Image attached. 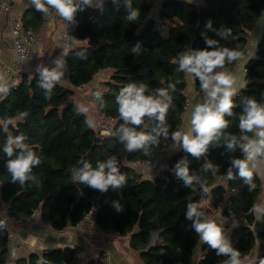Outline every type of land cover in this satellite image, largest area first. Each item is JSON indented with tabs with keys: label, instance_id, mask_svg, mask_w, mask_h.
Returning <instances> with one entry per match:
<instances>
[{
	"label": "trees",
	"instance_id": "1",
	"mask_svg": "<svg viewBox=\"0 0 264 264\" xmlns=\"http://www.w3.org/2000/svg\"><path fill=\"white\" fill-rule=\"evenodd\" d=\"M164 0L159 8V20L150 13L152 0H131L132 7L140 10V17L129 22L126 15L129 6L126 0H106L100 5H84L76 0L83 10L77 11L70 21L69 43L75 46L65 60L70 83L80 89L93 81L102 70L113 71L103 92L102 100H96L99 115L113 121L112 134L103 135L89 127L87 115L77 112V105L70 100L73 92L55 84L52 98L45 99V90L39 87L40 75L25 76L20 86L12 89L6 100L0 103V213L6 210L9 220L25 222L40 211L42 219L54 229L61 230L83 220L91 212L96 213V221L102 229L113 230L121 235L139 231L142 241L139 250L153 264H191L194 250L200 245V238L191 228L192 220L186 219L189 203L202 204L212 198L215 209L220 210L227 226L246 218L245 224L232 229L225 238L243 259L250 256L261 242V253L255 264L264 259V213L261 214L262 228L252 229L256 222L255 214L249 210L257 202L263 190L260 176L253 172L254 191L236 175L234 180H225L234 158H243L237 148L228 150L223 140L219 145H210L207 153L200 158L192 157L183 148L172 155L169 168L154 180L144 179L133 164L138 162H157L168 147V138L159 137L160 143L151 146V155L142 150L128 152L119 141L117 130L123 123L116 103L121 88L129 83L146 84L149 91L167 88L176 83L171 92V106L166 122L170 132L177 130L186 106L187 75L177 72L174 63L178 54L184 51L208 47L205 36L219 41L221 47L237 49L242 52L249 40L250 32L264 14V0ZM45 18L42 13L32 9L23 18L26 29L38 32ZM212 21V29L205 27ZM170 21L168 32L162 24ZM221 26L231 28L232 35L227 39L217 36L214 30ZM75 40V43H73ZM140 45L139 54L132 51ZM211 50V49H209ZM83 52L86 58H80ZM229 64L225 65V68ZM247 84L234 98L237 107L234 116L225 117L230 121L226 133L239 137V115L242 101L255 98L264 102V35L257 47L256 57L246 66ZM194 77V76H193ZM195 78V77H194ZM195 88L200 89L195 78ZM21 113H27L22 119ZM8 132L13 136L23 134L27 143L38 156L41 164L33 168L32 174L38 184L27 181L23 186L11 182L7 172V156L3 152ZM158 121L148 120L146 132L155 135L152 129ZM248 135L251 136V133ZM117 158L120 172L126 176L125 185L101 193L71 179L68 171L81 158L90 161L93 167L97 161L109 156ZM187 157L190 174L195 173L198 181L192 188L185 187L183 179L176 176V163ZM211 163L218 170L203 171L205 163ZM207 183H204V181ZM225 181L227 188L221 183ZM208 188V192L204 189ZM229 194V195H228ZM121 210L117 211L115 204ZM202 210V208H201ZM203 211V210H202ZM2 216V214H1ZM3 218V217H2ZM0 230V264L9 259L10 230L6 225ZM224 233V227H221ZM157 232L154 244L152 233ZM207 244V243H206ZM208 245V244H207ZM212 248L200 264H220L229 257L216 255ZM79 249L56 250L42 257L33 254L17 264H76Z\"/></svg>",
	"mask_w": 264,
	"mask_h": 264
},
{
	"label": "clouds",
	"instance_id": "2",
	"mask_svg": "<svg viewBox=\"0 0 264 264\" xmlns=\"http://www.w3.org/2000/svg\"><path fill=\"white\" fill-rule=\"evenodd\" d=\"M29 3L46 19L57 15L64 21H73L78 9L83 10L76 0H29ZM82 3L91 5L92 0H82ZM126 3L129 6L126 19L134 22L140 17V10L131 6V0H126ZM205 27L212 29V21H207ZM214 31L222 39L232 35L231 28L224 26ZM205 43L208 47L180 52L174 61L178 64L176 71L198 79L203 92V102L195 104L191 110L190 126L187 129L181 128L170 132V126L166 122L172 101L170 93L176 90V83L179 81L170 82L167 88H157L152 91H149L146 84L129 83L121 88L116 97L118 112L123 121L117 130V135L128 152L142 150L146 156L151 155V146L159 145V137L163 136L167 139L171 136L174 144L182 145L187 153L197 159L207 153L210 145H219L223 140L228 150L235 151L239 148L243 158H234L226 177L222 179L234 180L238 175L245 184L249 185L248 190L254 191L256 184L253 182V172L257 168L258 161L264 159V102L257 101L255 98H245L239 115L241 135L237 137L226 133L225 130L229 127L230 121L225 117L234 116L233 110L237 107L234 98L238 95V90L234 86L235 76L223 69L226 64L230 65L240 59L242 54L237 49L221 47L219 41L207 36H205ZM139 50V44L132 49L137 54ZM67 54L65 50L61 58L54 61L55 67L37 66L36 71L40 75L39 87L45 90V99L52 98L54 85L59 83L64 75L63 56ZM78 55L80 58H86L83 52ZM8 92L6 78L0 74V94L6 95ZM94 95L103 106L101 99L103 94L97 91ZM76 110L78 113L88 112L85 105H78ZM26 115L27 113H21L20 118ZM148 120L158 121L152 129L155 135L145 130H138L145 129ZM87 123L89 127L94 126L91 120ZM3 131L7 134L3 152L8 158L6 168L11 175V182L19 183L21 186L27 181L38 184L32 172L34 167L41 164V157L25 143L26 137L23 134L13 136L9 133L7 123L3 124ZM249 133L251 136L248 135ZM77 164L81 166H72L68 169L75 183L79 182L101 193L107 192L110 187L113 190L120 189L126 183V176L120 172L114 155L104 161H97L95 167L83 158L77 161ZM233 168L237 170L236 175L233 174ZM209 169H212L213 174L218 170L211 163L206 162L202 170L206 172ZM174 171L177 177L183 179L185 187L192 188L193 182L199 180L195 173L190 174L187 157L176 163ZM204 183L207 181L205 180ZM204 191L209 190L205 188ZM114 206L117 211L121 210L119 203ZM187 207L186 219L193 221L191 228L199 236L200 241L217 250V256L221 254L228 256L227 264H243L239 251L231 247L222 228L210 215L201 210V205L189 203ZM249 212L260 215L264 213V207L254 203ZM4 227L5 222L0 221V230ZM260 264H264V259L260 261Z\"/></svg>",
	"mask_w": 264,
	"mask_h": 264
},
{
	"label": "crops",
	"instance_id": "3",
	"mask_svg": "<svg viewBox=\"0 0 264 264\" xmlns=\"http://www.w3.org/2000/svg\"><path fill=\"white\" fill-rule=\"evenodd\" d=\"M105 1L106 0H92V4L100 5ZM162 1L164 0H152L156 7L152 9L150 14L154 16L157 21H160L158 14ZM8 2L13 16L22 22L23 18H25L32 9H35L34 6L30 5L28 0H8ZM169 23L170 21H166L161 26L165 33L168 32ZM69 27L70 21H64L57 15H53L52 19L46 25H43L42 22L41 28L37 32L41 37V56L28 63L26 67V76L34 77L35 75H38L39 73L36 69L39 65L49 68L55 67L54 61L61 58V55L65 50L69 53L70 50L74 49L75 46H72L69 43ZM263 35L264 14L256 24L255 28L250 32L248 44L241 52V58L223 69L235 76L236 82L234 86L237 88L238 93L244 89L247 84L245 66L251 58L256 57L257 47ZM60 45H63V47H60ZM67 55L63 56L64 61L66 60ZM14 62L15 54L10 21L8 14L1 9L0 4V74L5 76L7 85L11 83ZM63 71L64 75L59 84L73 92L70 97L72 102L77 106L85 105L89 108V111L92 114L91 121H93L94 124L93 128L99 131V123L101 119L105 117L98 113L96 107L97 99L93 92L98 89V86L105 87L106 91L108 90L107 83L111 80L113 71L110 69L102 70L95 76L91 83L80 89H74L71 85L69 71L66 65ZM187 80L186 106L182 117V123L177 130L181 128L187 129L190 126L191 110L193 106L197 103L203 102V92L195 88V78L191 75H187ZM2 96L3 94H0V101ZM182 148V145H176L171 141L168 147L164 150L163 157L157 161L155 166L137 168L135 167V164H133V167L144 179L154 180L160 176L164 170L169 168V162L172 155L180 151ZM254 172L260 176L263 184V190L260 193L256 204L264 207V159L258 161L257 168ZM221 183L227 188V183L225 181H221ZM201 208L210 215L220 227H224V236L229 235L232 229L237 228L246 222V218L244 217L240 222H234L230 224L229 227H226L227 222L223 218L221 211L214 208L211 197L201 204ZM3 214L2 217L5 219L6 225L11 234L9 259L7 264H17L19 260H27L33 254L42 257L44 254L56 250L76 248L80 250L76 264H98L99 259L105 251L111 253L114 264H153L139 250V243L142 241V235L139 231L127 235H121L113 230L102 229L96 221L95 212H91L83 220L78 222L77 225H73L69 221L68 226L61 230L54 229L50 223L45 222L42 219L40 211H37L31 219L25 222L9 220L5 209H3ZM255 216L256 222L254 226H252V229L257 231L262 228V220L261 214H255ZM157 234V232L152 233L151 244H154ZM210 248L211 247L206 243L200 242V245L194 250L191 264H200ZM260 253L261 242L259 241L253 253L241 260L243 261V264H255ZM220 264H227V262Z\"/></svg>",
	"mask_w": 264,
	"mask_h": 264
},
{
	"label": "built area",
	"instance_id": "4",
	"mask_svg": "<svg viewBox=\"0 0 264 264\" xmlns=\"http://www.w3.org/2000/svg\"><path fill=\"white\" fill-rule=\"evenodd\" d=\"M29 1V0H28ZM194 3L197 4L196 0ZM1 9L8 14V18L10 21L12 38H13V49L15 54V62L12 69V77L11 83L8 84L9 92L5 95L3 94L1 101H4L9 96V93L12 89H16L20 86L24 77L26 76V67L30 61L33 59H37L41 56L40 53V43L41 37L35 32L33 29H26L19 19L13 16L8 0H0ZM156 5L152 4V9H154ZM53 16L49 18H45L43 21V25H46ZM97 91L103 93L106 91L105 87L98 86L93 93L95 94ZM112 126L113 121L107 118H102L99 123V132L103 135L112 134ZM171 136L168 138V142L170 143ZM157 162H138L135 163V167L137 168H148L155 166ZM0 221H3V218L0 213ZM11 236V234H10ZM204 256V255H203ZM202 256V258H203ZM199 263V262H198ZM98 264H114L112 260V255L109 251H105L102 254V257L99 259Z\"/></svg>",
	"mask_w": 264,
	"mask_h": 264
},
{
	"label": "rangeland",
	"instance_id": "5",
	"mask_svg": "<svg viewBox=\"0 0 264 264\" xmlns=\"http://www.w3.org/2000/svg\"><path fill=\"white\" fill-rule=\"evenodd\" d=\"M87 108H88V107H87ZM86 115H87V117H88L89 120L92 119V114L90 113L89 108H88V112L86 113ZM98 116H99V115H98ZM2 215H4V214H3V210H2Z\"/></svg>",
	"mask_w": 264,
	"mask_h": 264
}]
</instances>
